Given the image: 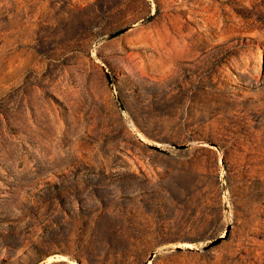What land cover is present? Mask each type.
I'll list each match as a JSON object with an SVG mask.
<instances>
[{
  "label": "rangeland",
  "instance_id": "1",
  "mask_svg": "<svg viewBox=\"0 0 264 264\" xmlns=\"http://www.w3.org/2000/svg\"><path fill=\"white\" fill-rule=\"evenodd\" d=\"M0 264H264V0H0Z\"/></svg>",
  "mask_w": 264,
  "mask_h": 264
},
{
  "label": "bare ground",
  "instance_id": "2",
  "mask_svg": "<svg viewBox=\"0 0 264 264\" xmlns=\"http://www.w3.org/2000/svg\"><path fill=\"white\" fill-rule=\"evenodd\" d=\"M53 259V258H50V260Z\"/></svg>",
  "mask_w": 264,
  "mask_h": 264
}]
</instances>
